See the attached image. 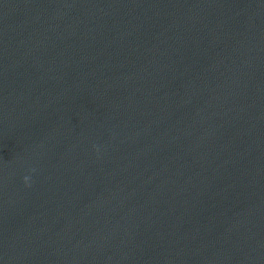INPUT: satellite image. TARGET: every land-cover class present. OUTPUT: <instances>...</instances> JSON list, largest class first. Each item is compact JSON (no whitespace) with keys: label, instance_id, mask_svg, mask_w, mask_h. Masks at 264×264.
<instances>
[{"label":"water","instance_id":"95a60500","mask_svg":"<svg viewBox=\"0 0 264 264\" xmlns=\"http://www.w3.org/2000/svg\"><path fill=\"white\" fill-rule=\"evenodd\" d=\"M0 264H264V0H0Z\"/></svg>","mask_w":264,"mask_h":264}]
</instances>
